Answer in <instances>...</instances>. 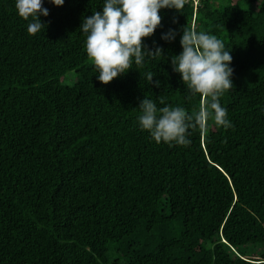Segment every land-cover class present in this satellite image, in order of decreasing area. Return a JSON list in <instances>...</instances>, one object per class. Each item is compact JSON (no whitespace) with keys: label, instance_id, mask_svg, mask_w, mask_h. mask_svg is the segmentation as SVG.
<instances>
[{"label":"trees","instance_id":"trees-1","mask_svg":"<svg viewBox=\"0 0 264 264\" xmlns=\"http://www.w3.org/2000/svg\"><path fill=\"white\" fill-rule=\"evenodd\" d=\"M15 4L0 0V264H264V0L161 9L142 43L163 57L107 85L80 29L104 0H43L35 35ZM185 26L230 51L233 126L158 144L139 126L145 97L199 109L171 64Z\"/></svg>","mask_w":264,"mask_h":264},{"label":"clouds","instance_id":"clouds-1","mask_svg":"<svg viewBox=\"0 0 264 264\" xmlns=\"http://www.w3.org/2000/svg\"><path fill=\"white\" fill-rule=\"evenodd\" d=\"M55 6H62L65 0H50ZM186 0H104L102 11H95L85 18L80 29L86 34L85 47L88 57L98 70L97 79L107 85L114 78L132 69L144 66L146 58L163 57V49L146 48L142 41L154 34L161 24L160 10L175 9L181 12ZM18 15L24 20L31 17L27 25L30 35H35L45 24L40 16H48L43 0H16ZM180 39L182 52L171 58L174 72L180 73L192 95H200L198 112L189 114L183 107L165 105L163 97L158 107L156 102L145 97L139 104L138 122L141 129L150 133L156 143H174L187 146L190 130L199 128L203 133L208 129L209 120L225 129L232 127L226 118L227 109L222 107L219 97L233 88V69L230 51L216 35L197 31L185 26ZM176 32L169 30L162 35L165 41L174 40ZM154 72L144 73L148 83H153ZM159 87L160 82L155 81Z\"/></svg>","mask_w":264,"mask_h":264},{"label":"rangeland","instance_id":"rangeland-1","mask_svg":"<svg viewBox=\"0 0 264 264\" xmlns=\"http://www.w3.org/2000/svg\"><path fill=\"white\" fill-rule=\"evenodd\" d=\"M65 77H66V79L68 81H72L73 80V77H74V74L73 73H68Z\"/></svg>","mask_w":264,"mask_h":264}]
</instances>
